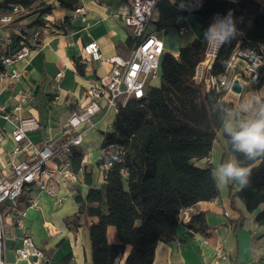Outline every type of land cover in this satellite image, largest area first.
<instances>
[{
    "label": "trees",
    "instance_id": "16d2710c",
    "mask_svg": "<svg viewBox=\"0 0 264 264\" xmlns=\"http://www.w3.org/2000/svg\"><path fill=\"white\" fill-rule=\"evenodd\" d=\"M56 1L68 11L79 6V0ZM177 5L170 0L158 2L154 30L178 28L193 15L202 21L205 31L213 17L224 16L232 10L236 27L242 35L220 47L213 64L214 74L223 72L226 59L237 45L264 44V3L254 0H186L184 10ZM12 7L23 12L15 22L20 39L33 27L44 26L47 23L45 16L52 10L51 5L40 0H4L1 5L5 12ZM25 12L27 14L23 16ZM22 17L32 19L22 24ZM62 25H69L67 17ZM206 42L204 36L182 45L177 57L164 52L159 64V85L150 86L143 99L130 100L120 107L112 130L104 135L97 163L100 167L110 163L104 173V193L91 187V176L85 173L84 182L89 189L85 199L76 198L79 214L86 218L97 217V222L87 225L92 264H118L126 246L130 250L124 264H152L157 244L174 241V229L180 223L181 213L218 197V185L211 176L213 168H202L198 162L209 157L222 129L219 114L212 110V105L234 110V102L222 99V94L214 89L205 91L203 84L194 79ZM127 44L132 48L130 37ZM2 69L0 62V71ZM263 82L264 65L256 86ZM225 142L224 154L227 151L240 160L244 159L241 154L231 152L226 136ZM109 147L111 151L107 155L105 152ZM68 159L72 172L76 174L83 169L80 152L73 151ZM245 163L251 169L249 186H241L237 194L230 193V197L231 200L235 196L239 198L247 212L261 209L255 220L262 225L264 158ZM75 223H80L78 216ZM184 226L206 237L209 235L202 214L191 216ZM108 227L115 229L117 243H108Z\"/></svg>",
    "mask_w": 264,
    "mask_h": 264
},
{
    "label": "crops",
    "instance_id": "0c3cea01",
    "mask_svg": "<svg viewBox=\"0 0 264 264\" xmlns=\"http://www.w3.org/2000/svg\"><path fill=\"white\" fill-rule=\"evenodd\" d=\"M3 1L0 0V11H3ZM40 2L52 6L51 14L45 16L47 23L33 27L27 36H22L27 40L34 31H38L39 48L32 52L30 58L18 63L20 77L16 82L6 79L0 81V108L11 111L19 107L17 114L21 118L36 119L38 128L27 133L28 139L35 145H40L47 139L58 140L63 136L70 115L86 102L85 81L103 76L110 69V64L92 61L85 55V45L95 42L104 58L125 59L131 50L127 44L130 32L124 27L120 17V13L128 7V0H79L77 9H82L80 14H76L75 10L62 9L56 0ZM154 13L157 18V12ZM65 17L69 19L68 26L62 25ZM156 18H152L150 25H153ZM31 19L23 18L20 23L26 24ZM179 27H186L188 31L186 21ZM149 32L154 33L150 27ZM11 35L20 40L15 24L0 31L3 39ZM6 51V46L0 42V56ZM172 55L177 56L178 51ZM60 70L63 72L62 77L55 82V75ZM261 89H264V82L259 86L245 88L239 97L229 96L234 103L237 100L234 110H239L242 103ZM115 117L116 113L112 110L100 114L93 120L94 126L83 133V143L74 150L82 154L83 169L76 174L73 172V184L60 187L59 195L63 197L60 205L54 197L38 191H25L20 199V206L26 205L27 198L36 199L37 206L27 210L23 228L15 225L13 219L6 214L7 205L3 206V210H6L3 217L5 264H26L17 260L14 255V250L20 246L24 233L28 234L35 246L41 250L45 264H92L87 225L97 222V217L86 218L79 214L76 198L85 199L89 189L84 182L85 173L91 176V187L104 193V172L97 165L100 157H95L92 152L96 141L99 139L101 145L104 135L112 130ZM11 128L12 125L0 116V133L3 135L0 141V172L7 170L10 161L22 160L25 156H11ZM225 136L222 127L218 133L220 140L214 141L209 157L198 162V166H210L214 169L231 158L212 157L215 145L222 147L223 151L226 149ZM54 168L55 162L47 163V171ZM217 185L219 194L216 199L196 204L188 210L187 219H180L174 229V241L157 244L152 264H263L264 229L255 220L261 209L254 211V214L249 212L254 216L248 219L244 214L243 202L236 196L233 200L230 197V193L237 194L241 185L236 182ZM224 212H228L230 217H224ZM197 214H202L205 219L209 233L207 237L184 226L191 216ZM77 216L80 219L79 224L75 223ZM106 238L110 244L118 242L113 227L107 228ZM129 250L126 246L118 264H124Z\"/></svg>",
    "mask_w": 264,
    "mask_h": 264
},
{
    "label": "built area",
    "instance_id": "2783aa9c",
    "mask_svg": "<svg viewBox=\"0 0 264 264\" xmlns=\"http://www.w3.org/2000/svg\"><path fill=\"white\" fill-rule=\"evenodd\" d=\"M161 0H128V7L120 13L124 27L130 32L133 46L127 58H104L95 42L84 46L85 55L92 61L110 64L108 72L100 77L85 81L84 96L86 102L73 112L68 118L63 136L58 140L47 139L40 145L32 143L27 133L35 131L38 123L33 117L21 118L15 107L11 111L0 108L2 119L11 124L9 136L13 143L10 152L13 158L25 155L22 160L10 161L7 170L0 172V264H5L3 240V206L7 204V213L15 225L23 228L27 210L37 206V200L27 198L26 205L20 206V199L25 191H38L47 196L56 198L60 205V187L73 184L75 175L70 169L68 157L83 143V133L91 129L93 120L100 114L114 111L116 114L120 107L130 100H141L152 82L159 77L160 59L164 53L162 41L149 32L152 15L156 5ZM233 1V0H231ZM237 1V0H235ZM264 3V0H254ZM22 10L12 7L9 11H0V31L10 28L22 16ZM76 14L82 9H75ZM186 27H179L178 34L182 36ZM8 36H0V42L6 46L7 51L0 56L3 69L0 71V81L6 79L16 82L20 77L18 63L30 58L33 51L39 48V32L34 31L26 40L19 41ZM15 42L17 44H15ZM221 46L207 40L202 60L195 68L194 79L203 84L205 91L214 89L222 94L221 98L229 96L239 97L245 88L256 86L261 77V68L264 65V44L260 42L237 45L226 59L221 74L213 73V64ZM177 57V56H175ZM62 70L55 75V82L62 77ZM238 82L241 92L235 93L231 86ZM3 135L0 133V141ZM110 148L105 152L110 155ZM55 162L52 171L46 170L48 162ZM110 167L106 162L101 166L105 173ZM229 218L228 212L223 213ZM188 211L181 213L180 219H187ZM264 229V223L261 225ZM14 255L17 260L26 264H45L43 253L37 248L31 237L24 233L20 246L15 248ZM264 264V261H263Z\"/></svg>",
    "mask_w": 264,
    "mask_h": 264
},
{
    "label": "clouds",
    "instance_id": "9594fccd",
    "mask_svg": "<svg viewBox=\"0 0 264 264\" xmlns=\"http://www.w3.org/2000/svg\"><path fill=\"white\" fill-rule=\"evenodd\" d=\"M177 7L180 10L185 8L183 2ZM236 24L232 10L224 16L217 15L204 31L205 39L219 46L228 44L242 35ZM212 110L219 114L231 152L241 154L244 159L240 160L236 155H232L228 161L212 169L211 176L219 184L236 182L247 187L250 183L251 169L245 162L264 158V89L250 96L240 105L239 110H232L219 104H213Z\"/></svg>",
    "mask_w": 264,
    "mask_h": 264
},
{
    "label": "rangeland",
    "instance_id": "374dc122",
    "mask_svg": "<svg viewBox=\"0 0 264 264\" xmlns=\"http://www.w3.org/2000/svg\"><path fill=\"white\" fill-rule=\"evenodd\" d=\"M175 1L176 2H183L185 0H175ZM25 13H27V12H25ZM152 18H153V20L156 18L155 13L153 14ZM186 25L188 27V31H186L182 36H179L177 28H170L166 31H156V30H154L153 25H150L149 27H150V30H153L154 36L157 37L160 41H162L163 46H164V52L168 53V54H172L173 52L178 51V49L182 45H186V44L192 42L194 39H200L201 40L204 37L203 23L196 16H193V15L188 16L187 20H186ZM159 83H160V78L158 77L155 81L152 82V86L156 87L159 85ZM234 97L236 98V96H234ZM226 100H230L229 97L226 98ZM236 102H237V100L234 103L235 105H236ZM216 139L220 140V138H218V135H217ZM98 141H99V139L96 141V145H94L96 149L94 148L93 152H92L95 155V157L101 156V151L99 150L100 142H98ZM82 146H84V145H82ZM212 157H232V155L229 154L228 152H226L224 154L222 147L220 148V146L218 147L217 145H215L213 147ZM226 161L227 160H225V162ZM5 211L3 210V216L5 215L4 214ZM244 214L246 215V217L248 219H250L251 217L254 216L253 215L254 212L252 214V213L247 212L246 210H244Z\"/></svg>",
    "mask_w": 264,
    "mask_h": 264
},
{
    "label": "water",
    "instance_id": "95a60500",
    "mask_svg": "<svg viewBox=\"0 0 264 264\" xmlns=\"http://www.w3.org/2000/svg\"><path fill=\"white\" fill-rule=\"evenodd\" d=\"M231 89L233 92L238 93V94L241 92V89H240L237 81H234L232 83Z\"/></svg>",
    "mask_w": 264,
    "mask_h": 264
}]
</instances>
